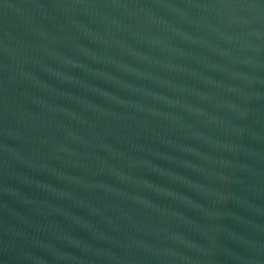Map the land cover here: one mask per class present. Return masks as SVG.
I'll return each mask as SVG.
<instances>
[{"label": "water", "instance_id": "obj_1", "mask_svg": "<svg viewBox=\"0 0 264 264\" xmlns=\"http://www.w3.org/2000/svg\"><path fill=\"white\" fill-rule=\"evenodd\" d=\"M0 264H264V0H0Z\"/></svg>", "mask_w": 264, "mask_h": 264}]
</instances>
